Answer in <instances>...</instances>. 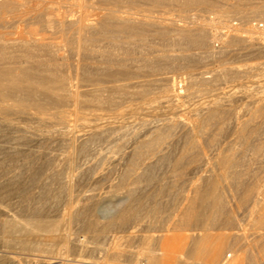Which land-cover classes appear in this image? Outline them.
Wrapping results in <instances>:
<instances>
[{
	"label": "bare ground",
	"instance_id": "6f19581e",
	"mask_svg": "<svg viewBox=\"0 0 264 264\" xmlns=\"http://www.w3.org/2000/svg\"><path fill=\"white\" fill-rule=\"evenodd\" d=\"M20 1L0 0V134L12 158L50 156L3 178L0 207L14 194L17 217L0 233L14 256L28 231L56 234L64 252L9 262L117 263L140 242L150 264H264V40L252 26L207 32L228 14L264 20V0ZM189 11L216 17L186 23ZM193 51L223 64L174 76L197 69ZM5 152L0 141V178Z\"/></svg>",
	"mask_w": 264,
	"mask_h": 264
},
{
	"label": "rangeland",
	"instance_id": "374dc122",
	"mask_svg": "<svg viewBox=\"0 0 264 264\" xmlns=\"http://www.w3.org/2000/svg\"><path fill=\"white\" fill-rule=\"evenodd\" d=\"M85 1V2H84ZM17 2H19V3H21L22 1H20V0H17ZM67 2H68V4H70V5H72L73 3H75L74 4V8L77 10V7H78V10L77 11H79L82 7H83V5L85 6V4H86V0H67ZM84 3V4H83ZM34 4H35V6H38L39 4L35 1L34 2ZM67 4V3H66ZM66 4H63L62 6L63 7H69L70 5H68L67 4V6H66ZM77 6V7H76ZM80 7V8H79ZM248 10V8H244V11L246 12ZM196 13V14H195ZM188 14L190 15V17L188 16ZM188 14H187V17H186V19H184V22H186V23H188V22H190L191 20H194L195 19V21H199V20H201V16H199V15H204V17H206L207 19H212V18H215L216 17V14H213V13H211V12H205V13H201L200 14V12H195V11H189L188 12ZM195 14V15H194ZM197 15V16H196ZM168 16H171V17H174V18H176L177 17V13H175V10L173 9V11H169V15ZM190 19H189V18ZM241 17V14H236V16H235V14H228V16H226V18H225V20L222 22V23H220V24H216L215 26H213V27H208L207 28V32H209V34L210 35H220L221 33H225V32H227V33H238V34H240V35H242V36H249L250 34H247L246 32L248 31V29L247 28H249V26L251 27V28H253V30L255 31L254 33L256 34V35H253L254 37H258L260 40H261V42L264 40V20H261V18L260 17H258V16H255V18H251V19H249V21H248V23L246 24L245 22H244V20L242 19V17ZM254 19V20H253ZM29 18L27 19L26 18V20H25V22L26 23H28L29 21ZM253 20V21H252ZM252 21V22H251ZM228 22V23H227ZM251 22V23H250ZM225 23V24H224ZM246 24V25H245ZM219 25V26H218ZM242 26V27H241ZM235 28H236V31H234L235 30ZM261 28H262V30H261ZM246 29V30H245ZM255 29H257V30H255ZM21 30H23V28L21 29ZM231 31V32H230ZM256 31H257V33H256ZM244 33V34H243ZM261 35H260V34ZM221 40H222V38L219 36V37H217V38H215V39H211V40H209V47H208V49L210 50V51H213L214 49V51H216V50H218V48H220V46H221ZM264 42V41H263ZM262 42V43H263ZM193 54H195V53H197V54H199V57L201 58L202 57V59H201V63L198 65V67H197V69H195V70H188V69H185V70H179V71H177L176 73L174 72L173 73V75L174 76H176V77H178V76H180V75H182V74H184V75H188V74H198V73H201V72H203L204 70H212V69H216V68H218V67H220V66H222V64L223 63H221L220 61H218L217 59H214V58H209V57H207V56H205L204 54H203V56L201 55V53H203L202 51H201V53L199 52V51H193L192 52ZM207 57V58H206ZM204 59V60H203ZM208 59V60H207ZM213 59V60H212ZM239 59H241V58H239ZM239 59H237V60H233V59H231V60H228L227 61V63H232L233 61V63H236V64H246V65H253V64H255L254 66H256V63L257 62H251V61H247V60H245V58L244 59H241V60H239ZM245 61H247V62H245ZM183 71V72H182ZM196 71V72H195ZM185 72V73H184ZM189 72V73H188ZM198 72V73H197ZM179 74V75H178ZM246 84V85H245ZM248 84V85H247ZM250 83H244L243 84V86L245 87V86H247V87H245V88H248V87H250V86H253L252 84H250ZM242 85H240L239 87H237L238 89L239 88H242L243 87ZM255 87H257V85H254ZM253 86V87H254ZM243 87V88H244ZM69 119L70 120H74V117H69ZM81 122V123H80ZM73 123V124H72ZM75 123V124H74ZM83 123V120L81 121V120H79V121H75L74 120V122L73 121H70V124H72L73 126H75L77 129L79 128L78 126H80L81 124ZM1 124V123H0ZM8 125H3V127L4 128H6ZM30 127V128H35L36 126H37V123H35V122H28V121H23V122H21V124L19 125V127L20 128H24V127ZM11 139L12 138V136H9V137H4V140H3V136H1V134H0V141H1V145L5 148V153H4V155L5 156H3V157H1V159H2V162L4 163H2V165L4 166H2L1 165V169H3L4 171H6V175L7 176H5V177H2V178H0V183L2 182V180H3V178H4V180H5V178L6 177H8L9 176V174L11 175V174H13V173H15V172H18L19 170L20 171H24V170H26L27 169V167L26 166H29V163L30 162H32L31 164V166L33 167V165H34V163H35V165H34V167L33 168H36V166L38 165V163H40V162H38L39 160H42V159H45V158H47L48 156H50V154H48V155H46V153H47V151L45 152V150H43V149H38L37 147H35V146H33V147H31V148H29V150H31V153L34 151V152H36V153H30V158H24V159H21V157L20 158H18V157H16V159L15 158H12V157H10L9 156V154H8V150H6V148H8V147H10V146H12L13 145V143H14V141H13V139L12 140H9V139ZM8 139V140H7ZM3 140V141H2ZM10 141H12L13 143L11 144L10 143ZM5 142H7V145H6V143ZM3 143H5V144H3ZM44 152H45V154H44ZM26 153L27 152H25L23 155L24 156H22V157H25L26 156ZM7 156V157H6ZM41 157V159H40V157ZM45 156V157H44ZM5 158V159H4ZM11 159H13V160H11ZM19 159L21 160L20 162H19V165L17 164V161H19ZM15 160H16V162H15ZM28 160V161H27ZM11 162V163H10ZM28 162V163H27ZM8 163V164H7ZM13 163V164H12ZM25 163H27L26 165H25ZM5 164H7V165H5ZM10 164H12L11 166H10ZM23 165H25L24 167H22ZM3 167V168H2ZM11 167V168H10ZM9 169V170H8ZM43 172L41 173L42 174V176H40V179L42 180L44 177H45V175L46 174H50V173H52V171H53V169L51 168V167H45L43 170H42ZM47 172H49V173H47ZM43 173H45V174H43ZM3 180V181H4ZM3 183V182H2ZM13 195V197H10L9 199L6 197L5 199H3V200H1V201H3L2 203V205L4 206V207H0V214H1V218L0 219H2V220H6L9 216H12V217H14V218H16L17 217V210H16V207H14V203L15 202H17V199L16 198H14V194H12ZM12 195H8V197L9 196H12ZM8 201H7V200ZM11 200H13V201H11ZM6 201V202H5ZM10 201V202H9ZM66 199H63L62 200V202H61V204H60V206L57 208V210L55 211V212H53V213H51L52 215H54V216H59L60 215V213H61V211L63 210V208L66 206ZM9 204V205H8ZM111 204V201L110 200H108V201H105L104 202V204H103V207H107V206H109ZM65 205V206H64ZM11 206V207H10ZM15 210V211H14ZM59 213V214H58ZM238 214V215H237ZM236 214V217H237V220L240 222L239 224H241V223H243V226H246V224L248 223V217H247V215H245V214H239V213H237ZM244 215V216H243ZM242 216V217H241ZM246 217V218H245ZM239 218V219H238ZM243 218V219H242ZM247 219V220H246ZM156 230H158L156 227H154V228H152V231H151V229H149L148 231L147 230H145L144 231V234H152V233H154ZM160 230H163V229H160ZM29 232V231H28ZM26 233V235H24V237H23V240L21 239V241L19 242V247H18V251H15V256L13 255V254H10V250H6L7 249V247H6V245L5 244H3V242H5V240H7V238H5L1 233H0V264H11L10 262H9V260H8V257H18V255L20 256V254H21V258H27V261L28 260H30V259H33V260H31V261H34V259H43L45 256H47V257H45V258H49V256L51 257V258H53V257H57V255L58 254H61V253H63L64 252V250H63V244L62 243H64L62 240H60L59 238H58V236L55 234V235H53V236H51V240H52V238L53 239H55V243L54 244H56V245H54L53 244V242H51V240H50V236H47V235H45V234H43V233H41V232H39V234H34V236H32L31 235V233H34V232H30V233ZM151 232V233H150ZM36 233V232H35ZM38 233V232H37ZM29 234H30V236H29ZM143 234V233H142ZM28 235V236H27ZM40 235L42 236V238L40 237ZM45 235V236H44ZM32 236V237H31ZM38 236V237H37ZM47 236V237H46ZM25 237H26V239H27V241H25L24 242V239H25ZM34 237H36V238H38V239H36V238H34ZM40 237V238H39ZM25 239V240H26ZM34 241H33V240ZM45 239V240H44ZM49 239V240H48ZM39 240H44V243L41 241H39ZM46 240H48V242H46ZM24 242V243H23ZM34 242H35V244H34ZM22 243V244H21ZM29 243H31V244H29ZM40 243V244H39ZM51 245H50V244ZM34 244V245H33ZM118 243H117V241H113L112 242V246H116ZM22 245V246H21ZM24 245L27 247H25L24 248ZM40 246V247H39ZM20 247H22V248H20ZM31 247V248H30ZM131 248V250H130V253L132 254L133 252L132 251H134V253L136 254V253H138L137 255H133L132 254V257H135L134 259L131 257V254H125L122 258H120L119 259V262L117 261V263L116 262H109V263H106V264H150L149 262H148V260H147V246L145 245H143V244H141L140 242H136V243H134V244H131L130 246H128L126 249L128 250V249H130ZM19 248L21 249V251H22V249H23V251H26V252H24V253H26L25 255H24V253H22L20 250H19ZM32 249H34V250H32ZM39 249H40V251H39ZM28 250H30L29 252H28ZM31 251H34V252H31ZM129 251V250H128ZM6 252V253H5ZM31 252V253H30ZM38 254V256L39 257H36L37 255H36V253ZM39 252H40V254H39ZM141 252V253H140ZM146 252V253H145ZM19 253V254H18ZM33 253V254H32ZM44 253V255L41 257V255ZM17 254V255H16ZM31 254V255H30ZM143 254H145V255H143ZM12 255V256H11ZM24 255V256H23ZM29 256H31V257H29ZM36 257V258H35ZM142 257V258H141ZM30 258V259H29ZM44 258V259H45ZM136 259V260H135ZM132 260H134L133 262H132ZM23 261V263H21V264H31L32 262H26V260L24 261V260H22ZM22 261H20V262H22ZM125 261V262H124ZM130 261V262H129ZM164 261V262H163ZM163 261H161L162 263L161 264H174L173 262H168V261H166L165 262V260H163ZM199 264H202V263H199Z\"/></svg>",
	"mask_w": 264,
	"mask_h": 264
}]
</instances>
